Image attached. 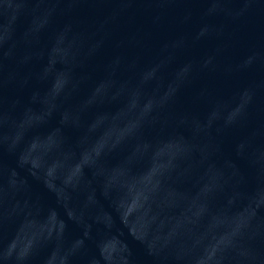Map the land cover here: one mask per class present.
<instances>
[{"label":"water","instance_id":"obj_1","mask_svg":"<svg viewBox=\"0 0 264 264\" xmlns=\"http://www.w3.org/2000/svg\"><path fill=\"white\" fill-rule=\"evenodd\" d=\"M166 264H264V0H33Z\"/></svg>","mask_w":264,"mask_h":264}]
</instances>
